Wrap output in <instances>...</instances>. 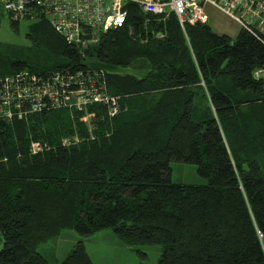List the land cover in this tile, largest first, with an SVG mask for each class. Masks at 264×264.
<instances>
[{
	"label": "trees",
	"instance_id": "16d2710c",
	"mask_svg": "<svg viewBox=\"0 0 264 264\" xmlns=\"http://www.w3.org/2000/svg\"><path fill=\"white\" fill-rule=\"evenodd\" d=\"M25 36L32 60L0 46V76L99 72L117 112L89 103L0 119V264H46L36 249L63 229L79 238L57 264H91L82 239L104 228L159 244L157 264H264V77L252 74L264 70V34L231 38L207 20L183 32L172 14L129 4L84 47L42 16ZM171 160L205 182H172Z\"/></svg>",
	"mask_w": 264,
	"mask_h": 264
},
{
	"label": "built area",
	"instance_id": "2783aa9c",
	"mask_svg": "<svg viewBox=\"0 0 264 264\" xmlns=\"http://www.w3.org/2000/svg\"><path fill=\"white\" fill-rule=\"evenodd\" d=\"M1 4L12 19L44 17L68 45L78 47L95 42L99 32L120 26L129 4L161 20L172 14L183 32L185 23L207 20L203 7L208 4L240 28L264 34V0H1ZM83 72L87 71L43 74L21 68L0 76V119L60 106L84 111L89 103L105 105L108 115L115 114L116 98L105 91L102 74ZM252 74L264 77V70ZM39 148L37 142L30 143L31 152Z\"/></svg>",
	"mask_w": 264,
	"mask_h": 264
},
{
	"label": "rangeland",
	"instance_id": "374dc122",
	"mask_svg": "<svg viewBox=\"0 0 264 264\" xmlns=\"http://www.w3.org/2000/svg\"><path fill=\"white\" fill-rule=\"evenodd\" d=\"M203 11L207 17V23L214 32L224 33L231 38L234 37L239 26L233 20L208 4L204 5ZM8 15L2 8L0 0V46L8 51L21 49L32 60L33 48L25 33L27 25L39 16L12 19ZM10 19L18 21L16 29L10 27ZM1 50L0 48V53ZM6 57L9 56L6 55ZM83 118L86 122L85 115ZM77 140V136L72 135L63 139L62 142L68 145L75 143ZM169 166L172 182L185 184L205 182L204 178L197 173L196 166L193 163L171 160ZM77 238L79 236L73 229H63L56 237L40 244L36 250L44 257L46 264H57ZM82 243L91 264H157V257L160 253L159 244H127L118 239L109 228L95 231L83 237Z\"/></svg>",
	"mask_w": 264,
	"mask_h": 264
}]
</instances>
